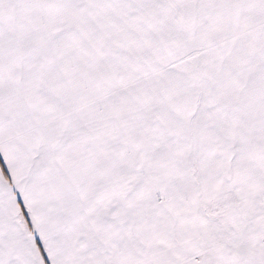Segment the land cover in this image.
<instances>
[{"label":"snow or ice","instance_id":"6c2138e0","mask_svg":"<svg viewBox=\"0 0 264 264\" xmlns=\"http://www.w3.org/2000/svg\"><path fill=\"white\" fill-rule=\"evenodd\" d=\"M0 264H264V0H0Z\"/></svg>","mask_w":264,"mask_h":264}]
</instances>
